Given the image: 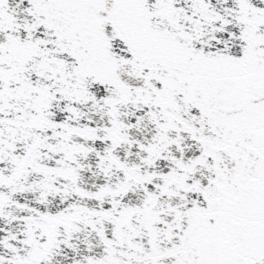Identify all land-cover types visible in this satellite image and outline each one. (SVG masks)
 Instances as JSON below:
<instances>
[{
    "label": "snow or ice",
    "instance_id": "1",
    "mask_svg": "<svg viewBox=\"0 0 264 264\" xmlns=\"http://www.w3.org/2000/svg\"><path fill=\"white\" fill-rule=\"evenodd\" d=\"M0 264H264V0H0Z\"/></svg>",
    "mask_w": 264,
    "mask_h": 264
}]
</instances>
